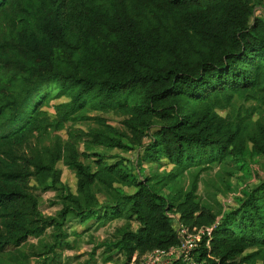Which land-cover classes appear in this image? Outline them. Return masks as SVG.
<instances>
[{"label":"trees","instance_id":"1","mask_svg":"<svg viewBox=\"0 0 264 264\" xmlns=\"http://www.w3.org/2000/svg\"><path fill=\"white\" fill-rule=\"evenodd\" d=\"M263 4L0 0V264H62L77 237L114 220L124 223L96 245L104 262L176 247L178 223L212 227L189 252L197 264H264V177L228 209L218 188L211 201L197 193L214 166L249 176L246 159L264 160ZM94 111L124 117L121 127ZM113 149L135 150V161ZM59 164L74 173V191ZM143 164L171 167L134 173ZM46 192L55 215L40 210ZM94 254L80 264H95Z\"/></svg>","mask_w":264,"mask_h":264},{"label":"rangeland","instance_id":"2","mask_svg":"<svg viewBox=\"0 0 264 264\" xmlns=\"http://www.w3.org/2000/svg\"><path fill=\"white\" fill-rule=\"evenodd\" d=\"M256 15H260L264 17V4L262 7H257L255 10ZM66 97H60L57 99H52L50 104L54 105V103L63 102L66 101ZM250 103H248L249 105ZM49 111L50 115L54 113V109L51 106L44 107ZM223 112V111H221ZM88 116H94L99 115L102 116L107 120V123L116 126L121 127V120L124 118L122 116H118L112 112L108 113H102V112H88ZM256 117L255 115L253 116ZM95 124L92 120L84 121V122H78L73 127L75 128H81L86 129L88 127H93ZM67 127H69V123L66 124ZM58 134L62 139L67 138L66 130L59 131ZM47 140L50 141V138H47ZM80 150L82 147L79 148ZM96 151L102 150V148H96ZM108 155H118L123 158H127L130 163H133L135 161L136 151H130V152H124L118 149L113 150H107ZM246 162L248 163V167L250 169L249 176H245L244 171H237L233 175L228 176L225 174V168H220V166H214L212 169L205 171L201 174L199 178L198 183V196L201 200H208L211 201L210 197L212 196V193L216 191L218 188L219 191L216 192V200L219 201V203H222L223 209H228L234 205V198L240 195V191L243 187L247 186H253L255 185L260 179L264 177V160L260 156H254L252 158H247ZM59 167L61 169V181L65 183L72 191L75 190V176L74 173L69 170L67 167L63 166L62 164H59ZM171 166H162L157 164H143L142 166L139 165L138 168H140V172L136 169L134 173L138 174H144L149 175L153 171H165L169 170ZM229 179V182L234 187L233 191H227L225 189V182H222V180ZM189 180V175L186 174L185 177L182 179L181 184L185 186ZM123 190L127 193H130L133 191V188L128 187H122ZM227 191V192H226ZM55 193L54 192H46L40 194V210L45 215H55L56 211L60 208L59 205L53 204L55 202ZM99 199L102 200L103 196L101 194L98 195ZM74 224V222H72ZM124 223L123 220H114L111 223H109L107 226L99 228L98 230H90L89 232L83 234L80 237H77L74 241V248L71 250H64L61 252L62 254V264H80L82 261L86 260L89 257V253L95 248V254L94 258L96 260L95 264H120L124 256L122 254H114L113 260L104 262L103 257L101 256V253L105 246L96 248V245H98L101 241L104 239L109 238L110 234L113 232V230L122 225ZM132 229L137 228V223L132 222L131 223ZM72 229H76L80 231L82 228L74 224L72 225ZM71 230V229H70ZM69 230V231H70ZM50 230H47V234ZM73 238V237H72ZM70 237V240H72ZM46 240H49V238L46 236ZM70 256V258L67 260L66 263V257ZM31 264H36L35 260L32 259L30 261ZM259 264V263H258Z\"/></svg>","mask_w":264,"mask_h":264},{"label":"built area","instance_id":"3","mask_svg":"<svg viewBox=\"0 0 264 264\" xmlns=\"http://www.w3.org/2000/svg\"><path fill=\"white\" fill-rule=\"evenodd\" d=\"M174 227L179 236V244L176 247H170L169 249L155 248L141 254L134 252L126 264H172L174 259L180 257L183 258L185 264H197L196 260L189 255V252L197 246L202 235H210L212 227H194L190 229L178 223H174Z\"/></svg>","mask_w":264,"mask_h":264}]
</instances>
